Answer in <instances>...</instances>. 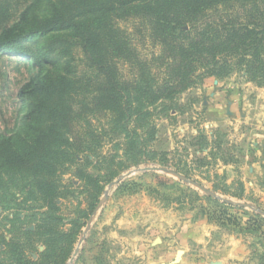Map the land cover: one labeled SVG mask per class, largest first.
I'll return each mask as SVG.
<instances>
[{"label": "rangeland", "instance_id": "374dc122", "mask_svg": "<svg viewBox=\"0 0 264 264\" xmlns=\"http://www.w3.org/2000/svg\"><path fill=\"white\" fill-rule=\"evenodd\" d=\"M33 1L0 0V25ZM88 1L37 0L32 10L43 19L56 8L95 29L89 54L116 72L117 101L72 98L50 131L47 119L26 118L30 99L18 96L34 67L0 53V143L28 154L25 166L0 159V264H165L176 251L264 264V87L238 72L207 77L133 114L135 89L122 83L131 85L136 56L146 67L159 56L150 18L168 0L77 7ZM213 9L200 24L216 19ZM30 40L36 50L55 42L57 51L76 42L58 29ZM73 54L83 72L88 61ZM52 69L60 73L63 61Z\"/></svg>", "mask_w": 264, "mask_h": 264}, {"label": "trees", "instance_id": "16d2710c", "mask_svg": "<svg viewBox=\"0 0 264 264\" xmlns=\"http://www.w3.org/2000/svg\"><path fill=\"white\" fill-rule=\"evenodd\" d=\"M36 1L25 4L13 20L7 19L0 25V53L28 59L34 67L18 96L30 99L26 118L47 119L52 124L51 131L53 122L64 119L70 99L115 102L113 89L118 84L112 81L116 80V72L100 68L102 57L89 54V49L99 42L95 29L72 21L56 8L50 16L40 19L32 10ZM143 1L151 0H89L77 7L106 11ZM215 1H222V7L213 9L217 6ZM207 9H213L216 19L200 24V20L208 17L204 13ZM153 14L150 38L159 45L160 54L150 59L149 67L136 56L137 67L132 64L129 73L131 85L122 83L135 89L129 104L133 114L144 105L167 101L207 77L238 72L251 83L264 87V0H168ZM57 29L71 31L76 42L66 41L58 51L55 42L41 50L30 46L31 37ZM75 49L82 51L84 63L88 61L83 72L75 69ZM60 60L63 69L55 73L52 68ZM197 71L200 73L196 74ZM143 76L148 80L137 83ZM3 143H0L3 165H27L28 154H20Z\"/></svg>", "mask_w": 264, "mask_h": 264}, {"label": "crops", "instance_id": "0c3cea01", "mask_svg": "<svg viewBox=\"0 0 264 264\" xmlns=\"http://www.w3.org/2000/svg\"><path fill=\"white\" fill-rule=\"evenodd\" d=\"M164 261L166 262L165 264H210L212 262H221V264H227L225 259L222 257V259H215L213 258L212 260L210 258H207V260H197L194 256H185L184 252L179 253L178 251L174 252L173 254H169L168 256L165 257ZM218 264V263H215ZM228 264H230L228 262Z\"/></svg>", "mask_w": 264, "mask_h": 264}, {"label": "water", "instance_id": "95a60500", "mask_svg": "<svg viewBox=\"0 0 264 264\" xmlns=\"http://www.w3.org/2000/svg\"><path fill=\"white\" fill-rule=\"evenodd\" d=\"M158 171L163 172V173H166V174L174 175L176 178H178V179H180V180H182V181H187L184 177H182V176H180L179 174L174 173V172H172V171L165 170V169H158ZM189 183L192 184L193 186L197 187V188L200 189L201 191H203V192H207L202 186H200V185H198V184H196V183H194V182H189ZM114 184H115V183H113L112 185H114ZM112 185H110V187H112ZM242 206H243V207H246V208H250L249 205H242ZM256 211H257L258 213H260V214L263 215L262 212H260V211H258V210H256Z\"/></svg>", "mask_w": 264, "mask_h": 264}]
</instances>
